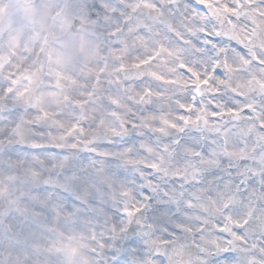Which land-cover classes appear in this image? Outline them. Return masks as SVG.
Returning a JSON list of instances; mask_svg holds the SVG:
<instances>
[{
    "label": "clouds",
    "instance_id": "clouds-1",
    "mask_svg": "<svg viewBox=\"0 0 264 264\" xmlns=\"http://www.w3.org/2000/svg\"><path fill=\"white\" fill-rule=\"evenodd\" d=\"M0 264H264V0H0Z\"/></svg>",
    "mask_w": 264,
    "mask_h": 264
}]
</instances>
